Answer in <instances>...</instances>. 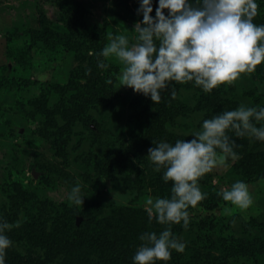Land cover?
Masks as SVG:
<instances>
[{"label":"rangeland","instance_id":"374dc122","mask_svg":"<svg viewBox=\"0 0 264 264\" xmlns=\"http://www.w3.org/2000/svg\"><path fill=\"white\" fill-rule=\"evenodd\" d=\"M157 5L153 0V16ZM138 7L139 0H0V216L20 221L11 230L30 225L49 232L59 218L81 227L72 231L63 252L22 238L15 243L19 256L43 264H108L113 256L134 264L140 234L166 227L149 218L147 198L170 196L172 186L148 158L150 146L139 150L146 163L133 154L147 128L158 126L156 119L165 133L191 139L205 118L241 103L264 105V62L211 91L173 81L177 95L163 93L159 103L121 85L122 65L114 57H101L109 68H99L89 50L99 53L112 34L134 37L142 20ZM76 33L81 38L68 48L65 38ZM167 134L163 140L170 141ZM230 135L239 157L199 178L208 196L189 207L187 228L182 222L172 225L186 248L156 264L191 263L198 256L223 260V239L230 238L235 247L230 264H264V177L240 165L241 159L264 153V141ZM121 152L131 162V178L120 169L104 176L105 159ZM237 180L246 181L253 195L247 208L219 194ZM75 183L87 195L82 206L67 196ZM210 197L217 204L206 207ZM210 215L223 220L228 231L208 233L212 244L206 248L199 221Z\"/></svg>","mask_w":264,"mask_h":264},{"label":"clouds","instance_id":"9594fccd","mask_svg":"<svg viewBox=\"0 0 264 264\" xmlns=\"http://www.w3.org/2000/svg\"><path fill=\"white\" fill-rule=\"evenodd\" d=\"M259 0H139L134 37L112 34L97 56V66L108 69L105 59L114 57L122 65L118 74L121 85L150 97L154 103L163 99L165 90L177 95L175 82H193L211 91L224 82H232L243 73H251L264 62V23L258 24ZM167 10V12H165ZM133 31V30H132ZM91 72V68L86 69ZM111 83V77L108 78ZM237 137L264 141V105L241 103L203 119L200 130L191 139L175 142L153 141L148 158L163 179L172 182L170 196H149L146 201L150 219L166 225L161 231H144L142 243L132 257L134 264L168 261L173 250L183 252L186 241L172 230L173 224L189 225V207L204 200L199 178L214 168L227 166L229 158L239 157ZM225 201L242 208L253 203V195L244 180L235 181L220 193ZM68 199L82 206L85 196L81 183H75ZM20 221L10 222L0 216V264H7V249L13 245L8 232Z\"/></svg>","mask_w":264,"mask_h":264},{"label":"trees","instance_id":"16d2710c","mask_svg":"<svg viewBox=\"0 0 264 264\" xmlns=\"http://www.w3.org/2000/svg\"><path fill=\"white\" fill-rule=\"evenodd\" d=\"M66 6V5H64ZM254 20L258 24L264 23V0H259V8H258V14L256 17H254ZM80 33H76L75 35H70L69 37L65 38V45L68 48H71L74 44V42L81 37ZM83 38L85 39V35H82ZM91 84V82H90ZM171 88L167 89L164 91L165 95L170 94ZM97 93V92H96ZM84 97V96H83ZM81 98L82 103L83 99ZM74 105V104H73ZM78 107H81V104H75ZM148 107H146L147 110ZM152 121L155 119V116L151 115ZM155 124H150L151 126L149 129L147 128V132H145L144 136L142 137V141H138L135 144V150L133 152L135 158H137L140 162L146 163V159L142 156L141 150L142 148L145 147H152L153 146V141L157 140H163V138L166 136L167 133L164 132V127L161 122L159 124L157 120H154ZM233 135H235L233 132H230ZM229 133V134H230ZM169 135V140L170 142H175V140L180 139V138H185L182 135L178 134H167ZM187 139V138H185ZM137 145V147H136ZM130 165L131 162L128 160V157L125 155V153L121 152L117 156H111L107 157L105 161L102 164V169L101 173L104 176L112 174L115 170L120 169L121 171L129 172V177L131 178V171H130ZM239 165V164H238ZM240 165L243 167H248L250 168V174H257L258 176L264 177V153H259L256 155H252V157H248L246 159H241L240 160ZM163 172V169H161ZM128 177V178H129ZM161 179L164 183H169L171 181H165L163 179V174L161 175ZM161 179H159V182H162ZM136 183V182H134ZM133 183V184H134ZM172 184V182H171ZM213 198H209L206 201H204V205L207 207L209 205L215 206L217 204V201L212 200ZM198 221V220H197ZM200 227L203 229V234L201 235V242L204 247H209L212 244V240L210 237V234L213 232L214 234H218L223 236L222 234L226 231H228L227 226L223 222V220H220V218L215 217L213 215L207 216L200 221ZM74 230V232H81V227H76V225L70 224V221L68 218H59L53 226L50 228L49 232H42L40 230H34L33 227L30 225H27L26 227L19 228V229H13L8 232L9 236L13 240V245L7 249V255H6V261L7 264H43L40 262L38 259L31 257V256H19L16 251L15 243H18L22 238H26L30 240L31 244L36 247H41L44 249L48 250H55V251H60L63 252L67 249L68 243H70L71 239V233ZM220 231V233H219ZM208 234V235H207ZM203 236V237H202ZM227 238V237H226ZM223 244L226 245L225 247V256L223 260H218L215 258H208L202 260L201 257H197L196 260H194L191 263H182L178 260H172L166 264H230L229 257H231L232 250L235 248L232 244L234 242L231 241V238L228 240L223 239ZM108 258V264H124L118 257H107ZM126 264V263H125Z\"/></svg>","mask_w":264,"mask_h":264}]
</instances>
